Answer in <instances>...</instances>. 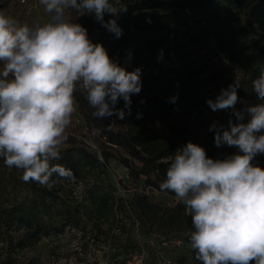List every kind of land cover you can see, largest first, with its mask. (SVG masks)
Masks as SVG:
<instances>
[{
    "label": "trees",
    "instance_id": "trees-1",
    "mask_svg": "<svg viewBox=\"0 0 264 264\" xmlns=\"http://www.w3.org/2000/svg\"><path fill=\"white\" fill-rule=\"evenodd\" d=\"M127 7L118 17L123 29L120 38L104 29L92 40L102 43L114 60L128 50L132 56L126 69L141 68L142 90L131 97V115L126 110L124 120L115 116L96 120L84 96L76 94L86 133L77 129L73 116L62 159L54 161L70 168L75 181L54 175L57 182L51 187L26 183L21 170L5 166L0 159V257H4L0 264H17L14 256L18 252L67 230H78L93 242L112 240V231L118 230L131 244L125 253H134L139 247L124 220L129 215L136 216L140 227L157 232L145 262L155 264L157 254L165 252L159 244L181 241L190 245L193 228L182 204L160 205L142 189L158 190L168 166L164 159L189 141L204 147L214 159L237 151L214 144L210 125L218 122L227 127L235 117L230 112H213L206 99H214L235 79L241 84V101L258 102L251 82L264 64V0H128ZM0 8L22 23L36 18L16 9L12 0H0ZM70 15L76 20L74 12ZM77 22L89 35L93 33L92 16H81ZM193 49L209 58L195 62ZM161 50L163 56L158 59ZM172 97H176L175 103ZM116 107L123 108L124 101ZM93 126L103 130L95 138L96 147L88 143ZM110 161L127 169L128 183L134 189L130 201L116 196L111 185L101 184ZM256 162L264 167V155ZM80 184L85 194L78 200L74 188ZM160 193L174 197L173 193ZM175 264L200 262L192 251Z\"/></svg>",
    "mask_w": 264,
    "mask_h": 264
},
{
    "label": "clouds",
    "instance_id": "clouds-1",
    "mask_svg": "<svg viewBox=\"0 0 264 264\" xmlns=\"http://www.w3.org/2000/svg\"><path fill=\"white\" fill-rule=\"evenodd\" d=\"M39 4L44 18L23 23L0 8V159L21 170L24 182L51 187L57 182L54 175L75 181L70 168L54 161L62 159L69 141L76 94L84 96L94 119L124 120L142 81L141 68L128 71L77 22L93 16L118 39L123 29L117 19L127 12L128 0ZM162 56L163 50L158 59ZM251 84L258 102H242L235 79L214 99H206L213 112L235 117L227 127L213 122L208 130L217 147L227 145L236 152L214 159L189 141L163 161L168 166L158 191L173 193L191 218L189 243L200 264H264V167L256 162L264 155V64ZM121 99L124 107L118 108ZM102 131L93 126L88 143L96 147Z\"/></svg>",
    "mask_w": 264,
    "mask_h": 264
},
{
    "label": "rangeland",
    "instance_id": "rangeland-1",
    "mask_svg": "<svg viewBox=\"0 0 264 264\" xmlns=\"http://www.w3.org/2000/svg\"><path fill=\"white\" fill-rule=\"evenodd\" d=\"M12 2L16 9L21 11L26 10L27 13L35 14L36 18H44L45 16L39 0H12ZM92 19L94 27L93 33L89 35L91 39L95 34L105 29L95 21L93 16ZM105 19H108V17L106 16ZM117 22L122 28L118 19ZM134 42L137 43L138 41L134 39ZM192 51L194 52L192 60L197 63L209 58L204 52H198L196 49ZM115 59L127 68L130 63L128 50H123V54L116 56ZM216 62L217 66H221V62ZM74 118L77 129L86 133L83 121L78 115L77 110ZM70 132L71 127L68 129V133ZM77 135L80 137L79 134ZM107 171L105 175L101 176V184L105 186L111 185L116 190V196L130 201L133 198L134 189L128 183L127 169L115 161H110L109 170ZM67 185L71 186V184ZM84 190L83 184L75 185L74 195L78 200L83 198L85 194ZM152 199L160 205L168 207L174 206L177 203L174 197L169 195L153 197ZM124 220L129 225L131 238L137 242L139 247L134 253H125L124 250L130 248L131 244L126 242V236L120 235L118 230L112 231V240L107 241L102 238L95 242L88 239L87 236H84L78 230H67L63 235L58 237L44 238L35 248L18 252L14 258L17 264H145L150 246L158 236L157 232L140 227L134 215L125 216ZM158 247L165 248V252L157 254L155 264H175L182 261L184 254L192 252L190 245L183 242L176 244L163 242ZM172 250L175 251L172 252ZM0 258L2 260L4 257Z\"/></svg>",
    "mask_w": 264,
    "mask_h": 264
},
{
    "label": "built area",
    "instance_id": "built-area-1",
    "mask_svg": "<svg viewBox=\"0 0 264 264\" xmlns=\"http://www.w3.org/2000/svg\"><path fill=\"white\" fill-rule=\"evenodd\" d=\"M142 192L145 194V195H147V196H150V197H161L162 196V194L158 191V190H156L155 188H152V187H150V186H148V187H145L144 189H142ZM118 218H122V216H118ZM170 243H174V244H176V243H181V241H176V242H170ZM131 264H133V263H131Z\"/></svg>",
    "mask_w": 264,
    "mask_h": 264
}]
</instances>
